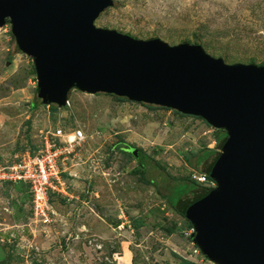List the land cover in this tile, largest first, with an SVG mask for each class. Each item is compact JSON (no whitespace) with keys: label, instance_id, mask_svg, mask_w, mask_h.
I'll use <instances>...</instances> for the list:
<instances>
[{"label":"rangeland","instance_id":"rangeland-1","mask_svg":"<svg viewBox=\"0 0 264 264\" xmlns=\"http://www.w3.org/2000/svg\"><path fill=\"white\" fill-rule=\"evenodd\" d=\"M93 24L170 45L198 42L224 63H264V0H112ZM13 46L5 20L0 161L31 150L40 130L79 126L85 139L64 165L66 193L51 199L50 222L32 221L23 188L0 184V236L18 240L14 247L32 264H213L193 252L191 226L170 206L165 184L197 173L196 156L217 151L215 136L224 132L196 116L105 93L71 90L68 105L51 109L35 95L30 58ZM121 148L141 150L158 166L146 158L142 167Z\"/></svg>","mask_w":264,"mask_h":264},{"label":"water","instance_id":"water-1","mask_svg":"<svg viewBox=\"0 0 264 264\" xmlns=\"http://www.w3.org/2000/svg\"><path fill=\"white\" fill-rule=\"evenodd\" d=\"M111 4L0 0V26L8 21L14 49L30 58L42 104L63 107L71 90L105 93L222 130L208 171L214 185L183 212L189 238L213 264H264V64L224 63L199 43L95 26Z\"/></svg>","mask_w":264,"mask_h":264},{"label":"built area","instance_id":"built-area-1","mask_svg":"<svg viewBox=\"0 0 264 264\" xmlns=\"http://www.w3.org/2000/svg\"><path fill=\"white\" fill-rule=\"evenodd\" d=\"M66 105L68 99L64 106ZM84 139L85 134L79 126L66 129L57 126L50 130H40L39 139L31 150H20L0 161V184H18L23 188L33 222L42 224L52 220L54 212L51 199L66 193L62 177L64 165ZM190 179L214 185L211 179L200 172L192 173ZM189 229L191 233V227ZM193 252L200 255L196 247Z\"/></svg>","mask_w":264,"mask_h":264},{"label":"trees","instance_id":"trees-1","mask_svg":"<svg viewBox=\"0 0 264 264\" xmlns=\"http://www.w3.org/2000/svg\"><path fill=\"white\" fill-rule=\"evenodd\" d=\"M194 43H198V42H194ZM264 64V63H261ZM111 95V94H109ZM117 97V96H116ZM119 99L123 98V97H117ZM41 103V102H40ZM144 104V103H143ZM33 106H35V104H32ZM149 106H153L150 104H146ZM49 107L51 109H56L59 108L54 104H50ZM160 107V106H159ZM164 108V107H163ZM176 112V111H174ZM179 113V112H176ZM181 114V113H180ZM223 132V131H222ZM225 138V134L223 133L222 136L216 135L215 136V147L219 150L223 140ZM116 148H118V144L115 145ZM218 150H210L209 148H205V150L202 151L200 156H196V162L191 166H196L195 168L198 169V172L202 173L205 175V177H207L208 179H210L208 177V171L209 168L214 160V158L217 156L218 154ZM119 151H122L124 153H128L130 155L131 152H129V150H125V149H119ZM137 158V162L140 166H144L145 164V159L148 158L151 161L154 162V164L156 166H158L157 162L155 160H153L150 156L146 155L143 151L138 150L136 151V156H134ZM186 160H188L185 157ZM144 179V178H143ZM147 183H151L152 185L156 186V182L152 181V180H144ZM165 189L167 190V194H166V199L168 200V202H171V198H174L175 202L170 203V206L177 212L179 213L181 216H183V212L184 209L186 207V205L195 197H197L198 195L202 194L206 189L211 188L210 185H207L206 183H197L194 180L191 179H187V178H181L179 180H176L174 183H172L171 185L169 184V182L165 184ZM16 187H18V184L15 185ZM184 217V216H183ZM189 223V222H188ZM113 225H116L117 222H113ZM190 226V224H189ZM168 232H170L168 230ZM184 264H193L192 262L189 261H184Z\"/></svg>","mask_w":264,"mask_h":264},{"label":"crops","instance_id":"crops-1","mask_svg":"<svg viewBox=\"0 0 264 264\" xmlns=\"http://www.w3.org/2000/svg\"><path fill=\"white\" fill-rule=\"evenodd\" d=\"M0 237H1L0 239V264H32V261H29L24 256H20L22 254L19 253L20 251L14 247V245L19 244L18 240H15V239L10 240L9 238L5 236H0ZM89 243H91V240ZM95 248L99 249L100 245L97 243L95 245Z\"/></svg>","mask_w":264,"mask_h":264}]
</instances>
